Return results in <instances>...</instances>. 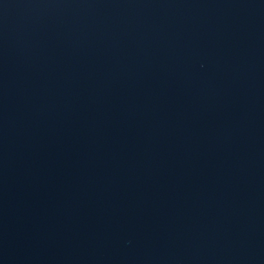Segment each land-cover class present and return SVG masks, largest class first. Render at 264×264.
Returning a JSON list of instances; mask_svg holds the SVG:
<instances>
[{"label": "water", "instance_id": "1", "mask_svg": "<svg viewBox=\"0 0 264 264\" xmlns=\"http://www.w3.org/2000/svg\"><path fill=\"white\" fill-rule=\"evenodd\" d=\"M0 264H264V0H0Z\"/></svg>", "mask_w": 264, "mask_h": 264}]
</instances>
